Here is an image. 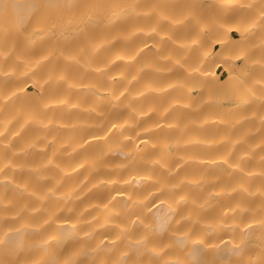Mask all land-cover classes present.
<instances>
[{
  "label": "bare ground",
  "instance_id": "obj_1",
  "mask_svg": "<svg viewBox=\"0 0 264 264\" xmlns=\"http://www.w3.org/2000/svg\"><path fill=\"white\" fill-rule=\"evenodd\" d=\"M0 264H264V0H0Z\"/></svg>",
  "mask_w": 264,
  "mask_h": 264
},
{
  "label": "rangeland",
  "instance_id": "obj_2",
  "mask_svg": "<svg viewBox=\"0 0 264 264\" xmlns=\"http://www.w3.org/2000/svg\"><path fill=\"white\" fill-rule=\"evenodd\" d=\"M218 69H219V70H222V66H219Z\"/></svg>",
  "mask_w": 264,
  "mask_h": 264
}]
</instances>
